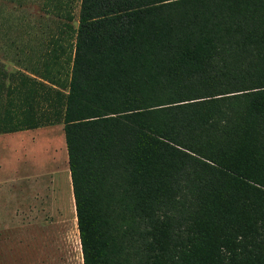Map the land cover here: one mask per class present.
<instances>
[{
	"label": "trees",
	"instance_id": "trees-1",
	"mask_svg": "<svg viewBox=\"0 0 264 264\" xmlns=\"http://www.w3.org/2000/svg\"><path fill=\"white\" fill-rule=\"evenodd\" d=\"M63 17L0 133L61 124L81 264H264V0Z\"/></svg>",
	"mask_w": 264,
	"mask_h": 264
},
{
	"label": "rangeland",
	"instance_id": "rangeland-1",
	"mask_svg": "<svg viewBox=\"0 0 264 264\" xmlns=\"http://www.w3.org/2000/svg\"><path fill=\"white\" fill-rule=\"evenodd\" d=\"M78 4L79 0H0V83L6 86L15 83L10 81L17 74L29 76V72L42 71L41 58L51 48L53 39L61 36L60 30L66 23L65 10H69L73 18L69 24L76 27ZM53 126L33 134L38 139L37 146L30 150L29 156L39 161L37 169L41 175L59 173L63 167L64 156L61 142L58 143L61 124ZM52 136L55 141H42L43 137ZM26 167V179H31L36 167L31 162ZM54 177V189H50L58 190L54 201L52 192L44 194L48 185L45 176L37 182L27 180L20 188L18 183H12L9 195L0 192V264H81L74 210L66 181L59 182L57 175ZM36 194L44 196L43 199L35 200ZM36 201L45 205H41L44 209L39 208L38 214L24 218L15 215L20 203ZM20 218L25 219L23 224Z\"/></svg>",
	"mask_w": 264,
	"mask_h": 264
},
{
	"label": "crops",
	"instance_id": "crops-1",
	"mask_svg": "<svg viewBox=\"0 0 264 264\" xmlns=\"http://www.w3.org/2000/svg\"><path fill=\"white\" fill-rule=\"evenodd\" d=\"M54 125V124H53ZM51 125L46 126H40L35 129H29V130H22V131H16V132H9V133H0V192H3V194L9 195L11 192V184L12 183H18V186L20 188V184L24 183L27 180H33L34 182H37L42 176H45L48 178V185L45 187L46 192H44L45 196L46 193L50 191V189H54V180L56 178L54 175H57V179L60 182L62 179L66 181V185L68 188V194L71 201V208L73 207V199H72V193H71V186H70V179H69V172L67 167V158H66V152H65V146H64V139L62 138V126L59 127V131H61V140L58 141L61 142V149L63 152V167L60 170L59 173H45L44 175H41V172H38V160H34V158H30L29 152L32 149H36L37 146V140L34 138V133L39 132L41 129H47L50 127H54ZM43 142H48L50 140L55 141L54 136L51 138L49 137H43ZM42 154L45 153L46 148L43 150ZM57 156V155H56ZM56 156L54 157V160L56 159ZM65 160V162H64ZM29 162L32 163L33 166L36 168V172L34 175H32V178L26 179V165L29 164ZM43 174V173H42ZM16 177V178H15ZM15 178V179H14ZM65 183L63 187H66ZM49 189V190H48ZM54 190H51L52 192V200L54 201L55 198H57V192H53ZM35 200L37 199H43V197H40L39 195L34 196ZM20 203V202H19ZM38 204V205H37ZM20 206H16L15 215L17 217H25L27 215H36L39 213L38 209L43 208L41 205L42 202L36 201L34 203H20ZM45 206V205H43ZM54 211L59 213V209L56 206H53ZM44 209V208H43ZM74 210V208H73ZM46 212V211H45ZM48 212V211H47ZM54 212V213H55ZM60 214V213H59ZM20 218L22 224L25 222V219Z\"/></svg>",
	"mask_w": 264,
	"mask_h": 264
}]
</instances>
